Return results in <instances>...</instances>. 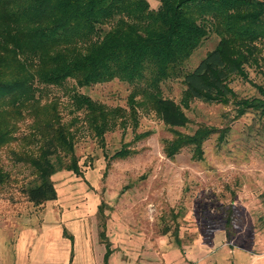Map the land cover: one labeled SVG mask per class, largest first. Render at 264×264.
<instances>
[{
  "label": "rangeland",
  "instance_id": "374dc122",
  "mask_svg": "<svg viewBox=\"0 0 264 264\" xmlns=\"http://www.w3.org/2000/svg\"><path fill=\"white\" fill-rule=\"evenodd\" d=\"M146 1L150 8L158 3ZM216 40L206 35L184 66L193 67ZM259 57L243 65L245 79L229 76L228 87L237 97H260L255 86L264 91V57ZM71 82L45 92L56 101L62 122L78 117L69 128H74L79 174L55 170L49 176L53 200L31 203L19 190L31 175L9 150L27 145L16 140L0 147V168L9 173L0 185V264H66L69 255H74L72 264H100L105 241L114 258L109 264H237L228 249L242 259V253L264 252L263 116L253 110L240 114L229 99L215 103L189 97L179 77L169 78L159 87L161 95L173 99L185 124L168 127L152 110H137L134 126L129 120L115 124L102 133L100 143L82 114L69 112L64 86ZM129 88L113 78L77 90L125 110ZM26 121L18 122L15 134L28 132ZM198 127L211 129L200 143L199 160L192 158L189 143L172 156L164 152L163 144L172 137L191 135ZM121 148L128 155L113 157ZM99 202L100 212L95 211ZM230 210L234 225L229 221L225 227L223 216ZM63 230L71 246L60 236ZM191 248L200 250L192 249L187 262Z\"/></svg>",
  "mask_w": 264,
  "mask_h": 264
},
{
  "label": "trees",
  "instance_id": "16d2710c",
  "mask_svg": "<svg viewBox=\"0 0 264 264\" xmlns=\"http://www.w3.org/2000/svg\"><path fill=\"white\" fill-rule=\"evenodd\" d=\"M157 1L150 8L146 0H0V147L16 140L27 145L9 150L11 159L31 175L18 186L25 200H53L49 176L60 167L79 174L74 128H69L78 117L73 114L62 122L56 101L45 97L49 87H63L68 79L72 82L64 90L69 112L81 113L100 143L102 133L115 124L129 120L134 126L137 110H152L168 127L185 124L173 99L161 95L159 87L169 78L179 77L189 97L215 103L229 99L240 114L253 110L264 117L260 87L255 86L260 97H237L227 84L230 75L245 79L243 65L264 57V0H189L178 5L176 0ZM210 33L216 42L186 68L184 61ZM113 78L130 85L125 110L77 90ZM24 120L28 132L15 134ZM210 130L198 127L191 135L177 134L163 150L172 156L189 143L192 158L199 160L200 143ZM128 153L117 149L113 157ZM8 178L0 168V185ZM231 212L223 216L225 227L233 220ZM102 232L97 233L99 240ZM171 236L178 245L174 231ZM104 245L100 264L110 255L108 242Z\"/></svg>",
  "mask_w": 264,
  "mask_h": 264
},
{
  "label": "crops",
  "instance_id": "0c3cea01",
  "mask_svg": "<svg viewBox=\"0 0 264 264\" xmlns=\"http://www.w3.org/2000/svg\"><path fill=\"white\" fill-rule=\"evenodd\" d=\"M60 236H62V235H60ZM65 238L68 241H70V246H71V243H72L71 239H68L67 237H65ZM192 249L194 250V249H199V248H191V250L188 252V255L185 254L184 258H185V261H187V262H191L192 261V259L189 258V257H191ZM233 250L234 249H232V250L228 249L227 250L229 252V254H230L231 259L233 258L232 262H234V260H235L236 262H238L237 264H264V252H261V254H255V255L250 254V253H247V254H243L242 253V257H244V259H242V258H238V256L236 254H235V257L232 256L233 252H234ZM68 255H69V251H68ZM111 259L113 260L114 258L111 257L110 255H108V257L106 259V264H109L108 261L110 262ZM72 261H74V255H72V256L69 255V257H68V259L66 261V264H72ZM190 264H194V263L191 262ZM229 264H231V263H229Z\"/></svg>",
  "mask_w": 264,
  "mask_h": 264
},
{
  "label": "water",
  "instance_id": "95a60500",
  "mask_svg": "<svg viewBox=\"0 0 264 264\" xmlns=\"http://www.w3.org/2000/svg\"><path fill=\"white\" fill-rule=\"evenodd\" d=\"M186 1H189V0H176L175 5L180 4V2H186Z\"/></svg>",
  "mask_w": 264,
  "mask_h": 264
}]
</instances>
